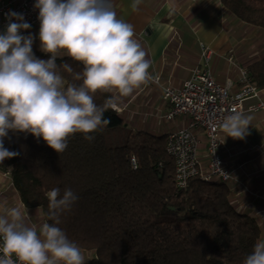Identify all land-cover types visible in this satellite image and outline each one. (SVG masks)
<instances>
[{
  "label": "trees",
  "instance_id": "trees-1",
  "mask_svg": "<svg viewBox=\"0 0 264 264\" xmlns=\"http://www.w3.org/2000/svg\"><path fill=\"white\" fill-rule=\"evenodd\" d=\"M220 2L237 19L264 29V0ZM56 63L73 69L58 68L65 86L82 83L74 80L81 63L70 57ZM247 73L254 86L264 89V58ZM94 103L108 104L104 117L110 123L90 133L93 141L76 133L58 154L42 137L10 131L4 138V147L18 155L0 163V172L8 174L23 206L39 208L44 222L53 223L47 192L72 189L78 200L57 226L81 250L94 252L85 264H243L259 242L260 229L254 218L231 205L227 185L193 177L185 189H177L166 136L127 127L113 110L111 93L97 91Z\"/></svg>",
  "mask_w": 264,
  "mask_h": 264
},
{
  "label": "clouds",
  "instance_id": "clouds-1",
  "mask_svg": "<svg viewBox=\"0 0 264 264\" xmlns=\"http://www.w3.org/2000/svg\"><path fill=\"white\" fill-rule=\"evenodd\" d=\"M139 3L133 0L132 8ZM33 8L39 10L40 50L51 55L47 60L37 58L33 35L21 34L31 25L20 13L7 14L6 30L0 33V163L18 155L4 147L10 131L42 137L58 154L76 133L93 141L90 133L110 123L104 117L108 104H95L94 94L129 96L152 78L151 63L134 38V26L117 17L111 0H36ZM64 56L83 65L82 72L74 73V80L82 83L65 86L58 68L69 73L73 69L68 63H56ZM252 119L233 110L222 123V143L227 137L243 140ZM46 195L53 223H44L39 234L25 225L19 208L0 215V264H85L80 247L57 226L78 196L70 188L63 194L53 188ZM243 264H264V241L254 245Z\"/></svg>",
  "mask_w": 264,
  "mask_h": 264
},
{
  "label": "crops",
  "instance_id": "crops-1",
  "mask_svg": "<svg viewBox=\"0 0 264 264\" xmlns=\"http://www.w3.org/2000/svg\"><path fill=\"white\" fill-rule=\"evenodd\" d=\"M111 2L117 17L134 26V38L151 63L148 71L152 78H159L158 84L147 82L129 96L111 93L114 106L132 130L166 136L186 127V116L172 121L163 118L168 105L162 100L161 88L180 86L192 68L207 63L214 80L220 84L229 82L231 91L236 92L241 86L240 69L247 70L264 58V29L237 19L220 0H140L136 9L132 8L133 0ZM39 28L31 27L28 34L34 37L32 49L42 52ZM261 97L264 100V89ZM244 114L253 117L249 134L243 140L227 137L221 157L235 177V182L227 183L229 202L238 212L254 218L260 229V242L264 241V111ZM222 136L223 131L220 139ZM205 147L200 137L198 156L204 168ZM12 208H19L25 225L35 227L39 234L45 223L41 210L24 207L8 174L0 172V215ZM82 253L85 261L94 256L92 251Z\"/></svg>",
  "mask_w": 264,
  "mask_h": 264
},
{
  "label": "built area",
  "instance_id": "built-area-1",
  "mask_svg": "<svg viewBox=\"0 0 264 264\" xmlns=\"http://www.w3.org/2000/svg\"><path fill=\"white\" fill-rule=\"evenodd\" d=\"M35 2L36 0H0V33L6 30L9 12L22 14L31 27L40 26L39 10L33 8ZM28 30H23L21 34L27 35ZM158 83L159 78L154 77L148 85ZM239 83V90L232 92L229 82L220 84L214 80L205 63L203 67L192 68L189 78L180 86L167 85L161 88L162 100L168 105L163 118L166 121H172L178 116L189 119L186 127L166 135L165 148L174 161V181L177 189H185L187 182L193 177L226 185L235 182L233 172L225 167L221 157L222 123L233 110L243 113L264 111L261 89L252 84L247 70L240 69ZM250 100L254 102L246 105ZM115 110L119 111L116 107ZM200 137H203L206 144L205 168L199 162L198 156ZM130 164L133 168L136 167L134 157L130 158ZM13 259H16L15 256Z\"/></svg>",
  "mask_w": 264,
  "mask_h": 264
}]
</instances>
